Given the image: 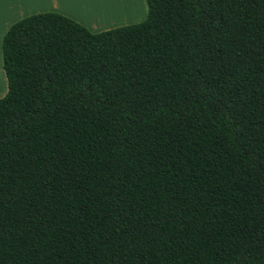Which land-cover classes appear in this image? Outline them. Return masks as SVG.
<instances>
[{"label":"trees","instance_id":"1","mask_svg":"<svg viewBox=\"0 0 264 264\" xmlns=\"http://www.w3.org/2000/svg\"><path fill=\"white\" fill-rule=\"evenodd\" d=\"M2 37L0 264H264V0H146Z\"/></svg>","mask_w":264,"mask_h":264},{"label":"crops","instance_id":"2","mask_svg":"<svg viewBox=\"0 0 264 264\" xmlns=\"http://www.w3.org/2000/svg\"><path fill=\"white\" fill-rule=\"evenodd\" d=\"M76 1H83V0H73ZM114 2L115 8L118 7L119 11L113 15L114 18H121L125 17L127 13L130 11V6L133 7L131 0H112ZM135 1V0H134ZM137 1V0H136ZM140 2V6L144 5V1L146 0H138ZM134 8V7H133ZM135 9V8H134ZM132 10V9H131ZM143 10V7H139V14ZM43 11H54L62 13L72 19L80 22L84 26H86L89 30L93 32L102 31L106 29H110L112 27L125 25L128 23H132L130 21H120L119 23H113L114 25H104L100 22L108 21V19L113 18L110 17L108 19H104V21H100L103 19H97L99 21H89V25L86 23L88 20L81 16L72 6L67 5L64 1L61 0H0V95H4L7 91V81L6 76L2 67V37L9 26L14 23L15 21L19 20L20 18L38 13ZM137 12V9H135ZM145 12L147 16L148 12V5L147 1L145 2ZM138 14V13H137ZM119 16V17H118ZM144 17V18H145ZM99 22V23H98Z\"/></svg>","mask_w":264,"mask_h":264},{"label":"rangeland","instance_id":"3","mask_svg":"<svg viewBox=\"0 0 264 264\" xmlns=\"http://www.w3.org/2000/svg\"><path fill=\"white\" fill-rule=\"evenodd\" d=\"M61 1H64L67 5L72 6L81 16L85 17L88 20L86 23H88L91 26L93 25L90 24L89 21L91 22L99 21L97 19H103L100 21H104V19L113 17V15L119 11L118 7L115 8L114 2L112 0H83V1H76V2H73V0H61ZM95 1H97V3L100 5L101 8L97 6V3H95ZM131 1H132L131 5H133V7L137 9V12L135 11L133 7L130 6V11L127 13V15H125V17L124 16L121 18L113 17V18L108 19V21L100 22V23H103L104 25H114L113 23H119L120 21L122 22L130 21L132 23L142 21L146 15V12H145V2L146 1H144V5H141V6L138 0L137 1L131 0ZM104 3L107 6L106 8L104 6ZM139 7L140 8L143 7V10L141 11L140 14L138 11ZM0 57H1V53H0ZM1 96L2 95H0V97Z\"/></svg>","mask_w":264,"mask_h":264},{"label":"bare ground","instance_id":"4","mask_svg":"<svg viewBox=\"0 0 264 264\" xmlns=\"http://www.w3.org/2000/svg\"><path fill=\"white\" fill-rule=\"evenodd\" d=\"M99 2V1H98ZM95 3H97V1H95ZM97 6H99L100 7V5L97 3ZM104 6H105V8L107 7L106 6V4L104 3ZM101 8V7H100Z\"/></svg>","mask_w":264,"mask_h":264}]
</instances>
